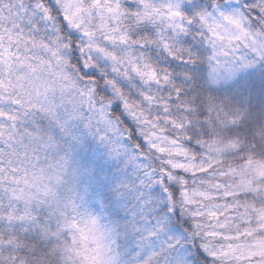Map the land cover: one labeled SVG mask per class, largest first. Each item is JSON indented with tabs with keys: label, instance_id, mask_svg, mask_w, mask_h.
<instances>
[{
	"label": "snow or ice",
	"instance_id": "obj_1",
	"mask_svg": "<svg viewBox=\"0 0 264 264\" xmlns=\"http://www.w3.org/2000/svg\"><path fill=\"white\" fill-rule=\"evenodd\" d=\"M0 264H264V0H0Z\"/></svg>",
	"mask_w": 264,
	"mask_h": 264
}]
</instances>
